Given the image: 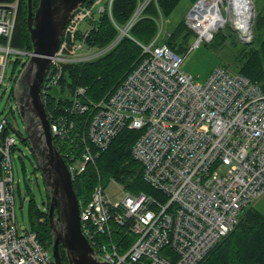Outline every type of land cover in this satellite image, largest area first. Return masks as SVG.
Listing matches in <instances>:
<instances>
[{
  "label": "built area",
  "instance_id": "built-area-1",
  "mask_svg": "<svg viewBox=\"0 0 264 264\" xmlns=\"http://www.w3.org/2000/svg\"><path fill=\"white\" fill-rule=\"evenodd\" d=\"M114 1L96 0L76 9L64 35L80 31L82 38L70 51L61 44L45 77L44 95L59 84L66 64L95 59L131 36L147 6L157 2L139 0L127 23L119 26L112 15ZM221 2L197 0L188 12L185 21L196 33L195 46L212 41L223 25L217 21L219 14L225 18ZM18 11L19 0L0 3V88L11 56L23 67L32 52L12 45ZM106 12L120 33L103 49L91 47L87 38ZM84 21L91 23L86 30L80 28ZM167 22L161 15L157 36L148 44L137 41L141 58L95 105L82 135L88 142L82 156L67 163L75 181L95 163L94 146L106 149L125 128L141 131L133 155L158 195L123 191L124 198L114 202L100 182L89 201H80L82 231L107 264H200L235 229L245 209L264 195V92L245 75L221 66L204 82L185 73L181 65L186 56L161 43ZM251 33L240 36L249 42ZM85 92L80 87L77 95ZM73 105L81 113L90 109L79 100ZM50 123L54 141L75 128L73 121L53 116ZM10 129L9 120L0 118V264H55L37 233L18 226L17 141Z\"/></svg>",
  "mask_w": 264,
  "mask_h": 264
},
{
  "label": "trees",
  "instance_id": "trees-1",
  "mask_svg": "<svg viewBox=\"0 0 264 264\" xmlns=\"http://www.w3.org/2000/svg\"><path fill=\"white\" fill-rule=\"evenodd\" d=\"M17 0H0V3H13ZM40 0H33L34 10ZM96 0H87L86 5H94ZM139 0H115L112 8L114 21L124 26L134 13ZM197 0H188L193 5ZM182 0H157L151 2L145 9L144 17L130 30L131 36H124L114 47L103 55L88 61L69 63L64 66V75L58 85L50 87L44 95L45 106L49 115L62 119L66 123L73 121L75 128L64 138H55V144L66 162L79 159L85 149L87 141L82 138L88 129V118L95 105L106 98L134 67L141 58L142 47L137 41L148 44L158 33L157 19L162 15L169 19ZM253 39L241 43L236 33L229 31V35H217L208 42L210 47L220 52L230 38L233 55L226 57L227 63L221 57L219 66L229 69V65L236 67L233 73H241L259 84L264 92V0L256 7V15L252 26ZM120 31L114 25L110 15L106 12L94 23L87 44L91 47L103 49L109 46L119 35ZM196 33L188 27L185 19L171 27L169 34L161 43L167 44L173 51L183 55L190 50L189 37ZM82 38L79 31L75 36L65 34L62 45L72 50L74 43ZM12 45L15 48L32 51V41L28 28V0H19V11L15 25ZM222 48V47H221ZM225 59V58H224ZM19 60L16 61V63ZM86 89L84 95H77V90ZM58 89L60 96L54 94ZM76 100L90 106L88 112L73 111ZM141 135V131L123 129L104 150H98L95 163L88 165L86 171L74 181L75 189L80 201L90 200L93 190L98 183L105 185L111 180L121 184L124 191L130 193L146 192L158 195L144 178L142 163L133 155V147ZM33 154V152H32ZM34 155V154H33ZM35 157V155H34ZM40 170L38 161L35 157ZM49 195V194H48ZM31 228L37 233L42 245L51 250L52 234L49 228L48 211L43 210L32 200L30 208ZM64 264H69L66 253L61 248ZM200 264H264V213L249 206L240 216L235 229L225 237Z\"/></svg>",
  "mask_w": 264,
  "mask_h": 264
},
{
  "label": "water",
  "instance_id": "water-1",
  "mask_svg": "<svg viewBox=\"0 0 264 264\" xmlns=\"http://www.w3.org/2000/svg\"><path fill=\"white\" fill-rule=\"evenodd\" d=\"M86 2L40 0L34 10L33 0H28V28L33 50L14 89V98L26 128L23 140L30 144L49 193L48 220L55 264H64L61 248L69 264H107L99 259L82 231L80 199L68 164L55 144L43 98L44 80L52 58L61 47L65 27L76 9ZM254 13V5H248L243 11L244 22L234 21V29L243 38L251 33Z\"/></svg>",
  "mask_w": 264,
  "mask_h": 264
},
{
  "label": "rangeland",
  "instance_id": "rangeland-1",
  "mask_svg": "<svg viewBox=\"0 0 264 264\" xmlns=\"http://www.w3.org/2000/svg\"><path fill=\"white\" fill-rule=\"evenodd\" d=\"M262 2L263 0H252L255 8L253 23L256 15V7H259ZM193 5H190L188 0H182L171 17L167 19L168 22L166 23L165 29L161 36L162 39L169 34L171 27L177 22L182 19L186 20V16ZM99 6L100 4L95 7V10H98ZM220 6L223 10L226 20L224 21L223 25L219 27V29L214 33L213 40L215 37H217V35H229L228 32L231 30L236 33L237 40H239L241 43H246V41L243 40L240 34L234 29V20H232V16L230 17V13L228 12L229 1L223 0ZM230 7H232L231 4ZM90 24V22L84 21L82 22L80 28L82 30H86L91 26ZM252 39L253 31L249 40L252 41ZM196 41L197 37L192 34L189 37V46L191 47V50H189L188 53L183 54L186 57L181 65V69L185 73L193 75L200 82H204L209 77L212 70L220 65L221 57H223L222 55L225 56L223 57V60L227 63L228 61H226V57H231L234 51L231 48L232 46L229 44L230 38L227 40L225 45L221 46L222 48L220 47V52L218 49L210 47L208 42H203L202 44L195 46ZM16 59V55L11 56V59L8 62L7 73L3 86L0 88V118L6 117L9 120V123L11 124L9 134L14 135L17 141L13 152V166L16 178L15 202L18 226L20 229L24 227L30 230L32 225L30 217L32 200L36 201L37 205L43 210H48L50 199L41 171L36 168L37 163L34 155L32 154L30 144L29 142L23 140V138L26 136V128L14 98L16 79L20 75L22 64L20 62L16 63ZM229 66L232 68V70H236L235 66ZM54 94L58 97L60 96V92L57 88L54 89ZM12 106L14 107L15 112H13ZM19 181L20 185H18ZM123 191L122 185L114 180L108 182L105 187L106 194L114 202H119L124 198ZM44 202H46V204H44ZM252 206L255 210L264 213V195L254 201Z\"/></svg>",
  "mask_w": 264,
  "mask_h": 264
},
{
  "label": "bare ground",
  "instance_id": "bare-ground-1",
  "mask_svg": "<svg viewBox=\"0 0 264 264\" xmlns=\"http://www.w3.org/2000/svg\"><path fill=\"white\" fill-rule=\"evenodd\" d=\"M228 1H229L228 12L230 13V17L232 16V20L244 22L243 11L248 5L249 6L253 5L252 0H228ZM230 4L232 7H230ZM218 17H219V19L217 20L218 24H223L226 18H223V16L220 14L218 15Z\"/></svg>",
  "mask_w": 264,
  "mask_h": 264
}]
</instances>
